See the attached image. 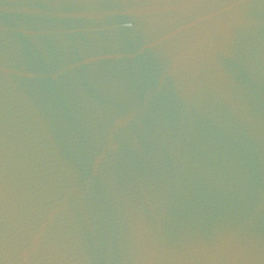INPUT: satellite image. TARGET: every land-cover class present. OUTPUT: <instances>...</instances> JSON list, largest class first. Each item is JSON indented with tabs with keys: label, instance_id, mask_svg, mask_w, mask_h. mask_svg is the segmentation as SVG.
Listing matches in <instances>:
<instances>
[{
	"label": "water",
	"instance_id": "water-1",
	"mask_svg": "<svg viewBox=\"0 0 264 264\" xmlns=\"http://www.w3.org/2000/svg\"><path fill=\"white\" fill-rule=\"evenodd\" d=\"M0 264H264V0H0Z\"/></svg>",
	"mask_w": 264,
	"mask_h": 264
}]
</instances>
